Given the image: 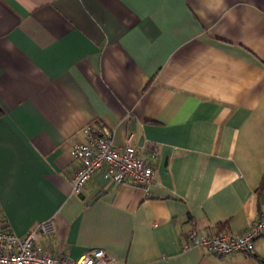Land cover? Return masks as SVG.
<instances>
[{"label": "crops", "instance_id": "1", "mask_svg": "<svg viewBox=\"0 0 264 264\" xmlns=\"http://www.w3.org/2000/svg\"><path fill=\"white\" fill-rule=\"evenodd\" d=\"M154 162L148 185L96 171L81 193L71 148L86 126ZM264 0H0V230L40 232L119 264H264L185 247L264 216Z\"/></svg>", "mask_w": 264, "mask_h": 264}, {"label": "built area", "instance_id": "2", "mask_svg": "<svg viewBox=\"0 0 264 264\" xmlns=\"http://www.w3.org/2000/svg\"><path fill=\"white\" fill-rule=\"evenodd\" d=\"M85 137L73 143L71 154L78 161L70 181L72 190L81 193L96 171L117 183L131 182L150 185L155 179L154 162L157 154L147 157L133 144L130 131L123 145L113 141V131L106 126L97 129L88 125ZM56 224L52 220L41 222L23 235L0 230V264H119L118 260L102 248H92L78 258L62 252L45 249L36 241L40 232L52 233ZM264 236V216H260L243 231L229 228L201 230L194 226L185 234V247L196 246L207 253L225 256L232 253L249 255L258 240Z\"/></svg>", "mask_w": 264, "mask_h": 264}, {"label": "trees", "instance_id": "3", "mask_svg": "<svg viewBox=\"0 0 264 264\" xmlns=\"http://www.w3.org/2000/svg\"><path fill=\"white\" fill-rule=\"evenodd\" d=\"M263 188H264V178H263L260 186L256 190V192H257L258 195H260V193L262 192ZM222 228H224V227L223 226L219 227V229H222Z\"/></svg>", "mask_w": 264, "mask_h": 264}]
</instances>
